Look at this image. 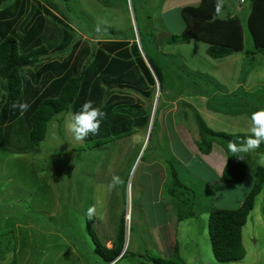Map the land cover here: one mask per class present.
Returning a JSON list of instances; mask_svg holds the SVG:
<instances>
[{
  "label": "rangeland",
  "instance_id": "rangeland-1",
  "mask_svg": "<svg viewBox=\"0 0 264 264\" xmlns=\"http://www.w3.org/2000/svg\"><path fill=\"white\" fill-rule=\"evenodd\" d=\"M56 1L54 0L60 9L58 16L80 34L81 41L89 39L92 42V37L88 35L97 31L99 38L104 40L116 36L128 39L131 30L135 32L134 15L143 24L146 22L145 16L149 15L153 44L158 52L174 58L186 74L206 75L222 95L233 93L241 85L247 93L264 90V57L261 55H256L255 68L240 84L244 61L242 52L214 60L206 54L207 45L195 40L188 45L165 44L172 35H179L183 31L184 23L179 8L175 6L178 0H171L170 4L169 0H132V4L127 0L126 5L123 0H114L117 6L113 3L114 6L110 7L100 5L96 0H68V3ZM225 2L227 8L229 5V10L239 6V0ZM62 5L71 9L68 15L64 14ZM243 8L245 13L240 14V17L243 21L246 49L250 46V37L244 25L246 13L249 12L248 1L245 0L242 4ZM28 19V16L24 17V21ZM137 40L143 53L139 38ZM149 50L153 54L151 47ZM158 87L161 88L160 91L155 84L153 95L144 104L145 108L151 105L152 111L156 109V96H160L157 99L169 107L158 115L160 126L155 128L151 137L148 130L152 125L149 122L147 130H138L128 137L100 147L93 143L85 144L82 140L74 139L69 127L72 118L69 112L65 116L58 115L48 123L45 139L38 147L37 155H14L0 151V264H7V258L10 261L12 256L18 260L19 255V264H104L94 252L95 244L87 225L101 244L108 238H116L120 214L125 219L124 201L125 211L132 218L129 230L125 231L127 252L122 263L131 264L133 259L137 264H146L148 259H172V242L177 240L176 232L184 224L177 221L179 206H183L177 200L181 192L188 194L193 200L195 216L200 211L202 215L197 216L196 227L190 224L178 231L181 250L188 257L185 264H216L209 244L205 215L214 209H238L256 182V168H264V164L259 163V152L248 153L241 159L244 164V180L238 184L219 183L222 162L219 165L216 162H219L222 149L217 153L213 149L216 146L212 144L213 148L208 154L200 152L196 142V127L189 109L191 107L198 112L208 129L227 134L250 135L251 118L239 115L228 116V123L211 121L203 113L205 99L194 101L190 97L192 93L187 90L180 95L176 80L168 74L163 73V82ZM133 97L137 99V96ZM261 105L264 106L263 101ZM219 108L223 109L222 106ZM222 118L223 116L219 117ZM150 119H153L152 114ZM210 154H213V158H210ZM176 158L180 163H176ZM224 158L227 161V156L222 155V161ZM134 162L136 164L131 171ZM149 162H157V167H153L154 164L148 166ZM202 162H212V168L209 163L207 165ZM166 165L169 166L165 168ZM170 165L180 173V178L183 176L180 182L187 188L186 192L180 189L176 198L168 196L167 191L168 184L169 188L171 186ZM163 168L169 174V179L164 183L161 174ZM113 175L119 176L122 183L109 192L105 186ZM159 182L162 183L160 192H163V199H157L155 194H146L147 191L156 190ZM127 185L130 186V191L129 188L127 190ZM262 187L249 215L245 245L250 244L249 241L254 237L251 230L258 219L264 228V186ZM188 195H184L183 199ZM149 204L150 209H147ZM91 206H96V215L89 220L87 209ZM166 223L170 238L161 237L162 253L154 242L150 226H164ZM163 233L166 232L163 230ZM256 238L259 243L263 240L264 245V231L258 233ZM106 246L108 248L109 244ZM25 250L31 256L30 262L27 258L25 262L22 261Z\"/></svg>",
  "mask_w": 264,
  "mask_h": 264
},
{
  "label": "trees",
  "instance_id": "trees-1",
  "mask_svg": "<svg viewBox=\"0 0 264 264\" xmlns=\"http://www.w3.org/2000/svg\"><path fill=\"white\" fill-rule=\"evenodd\" d=\"M62 1L68 3V0ZM96 1L108 7L115 2ZM123 1L126 5L127 0ZM240 1L239 9L232 10L226 9L225 0H200L196 7L180 8L178 11L184 23L183 31L179 35H172L165 44L188 45L195 40L207 45L206 54L214 60L242 52L244 61L239 81L243 83L246 75L255 68L256 55L264 57V0H246L250 3L244 20L250 37V46L246 49L240 17V14L245 13L242 9L245 0L242 3ZM56 2L60 3V0ZM62 6L64 14L68 15L71 9L67 5ZM58 12L60 9L54 0H0V151L5 154L37 155L38 147L45 139L48 123L58 115L65 116L69 112L75 114L87 101L105 112V117L98 133L89 134L82 140L85 144L93 143L100 147L138 130H147L153 111L151 105L145 108L144 104L153 95L155 79L159 86L162 84L163 73L176 80L180 95L187 90L204 98L211 112L233 117L247 115L251 118L252 113L264 109L261 105L264 102V90L247 93L241 85L229 95L219 94L209 77L186 74L174 58L159 53L153 44L149 15L145 14L144 24L137 21L134 15V31L153 75L138 51L133 30L128 39L116 36L104 40L99 38L97 31L88 35L92 37V42L89 39L81 41L80 34L69 27L58 16ZM26 16L29 19L24 21ZM95 37L99 39L94 40ZM21 103L30 105L23 113L19 109ZM168 107L157 99L150 137L155 128L160 126L158 115ZM189 110L196 127V142L200 152L208 154L215 143L227 156L219 183H241L245 178L244 164L227 149L229 142L239 143L249 135L212 131L206 127L196 110L191 107ZM256 151L264 153V143ZM255 171L256 182L238 209H214L207 215L209 244L217 263L240 261L244 257L242 229L253 210L255 198L264 186V168L258 166ZM170 177L171 197L176 198L180 189L187 191L172 165ZM184 195L188 194L181 192L177 198L183 205L179 206L177 221L197 217L193 212V200L189 195L183 199ZM124 208L126 210L125 201ZM125 210L123 213L126 214ZM87 229L95 244L94 252L104 264L116 263L125 257L126 224L121 214L116 240L110 249L97 241L89 225ZM173 243L172 259H148L146 264H184L179 257L176 241ZM9 264H17L15 256Z\"/></svg>",
  "mask_w": 264,
  "mask_h": 264
},
{
  "label": "crops",
  "instance_id": "crops-1",
  "mask_svg": "<svg viewBox=\"0 0 264 264\" xmlns=\"http://www.w3.org/2000/svg\"><path fill=\"white\" fill-rule=\"evenodd\" d=\"M170 2H171V0H169V4H170ZM115 3V2H114ZM199 3H200V0H178L177 1V3L175 4V6L176 7H178L179 9L180 8H182V7H186V6H192V7H196V6H198L199 5ZM100 4V3H99ZM101 5V4H100ZM115 6H117V4H114ZM114 5H111V6H114ZM236 8L237 9H239V6H236ZM226 9L228 10L229 9V5H228V8L226 7ZM249 9H250V3H249ZM190 97H191V99L192 100H194V101H196L195 99H199V98H202V97H199V96H197V95H194V94H190ZM200 100V99H199ZM179 101H181V100H179ZM183 101V100H182ZM202 107H204L205 109H204V111H203V113L204 114H206L205 115V118H208L209 120H211V121H216V122H218V121H222V122H225V123H228V119L227 118H229V117H231V116H229L228 117V115H223V114H220V113H214V112H211V111H209L208 109H207V107H206V100H205V104H203V106ZM196 109V108H195ZM203 109V108H202ZM220 116H223V118L222 119H219V117ZM233 117V116H232ZM248 117V116H247ZM212 130V129H211ZM222 133H224V132H222ZM178 135V134H177ZM178 141L180 142V140L178 139ZM213 145H215L216 147L215 148H213L214 149V151H216L217 153H219L220 152V150H221V148L220 147H218V145L217 144H213ZM197 148V147H196ZM212 150V149H211ZM223 152V150L221 151V153H219V154H222V155H224V157H226L225 156V153L223 154L222 153ZM222 155H220V158H218V160H219V162H216L218 165L221 163L222 164V166H221V169H220V175L219 176H221V174H222V171H223V168H224V166H225V164H226V159L224 158L223 159V161H222ZM34 156V155H33ZM210 156V158H213V154H210L209 155ZM177 162V164L178 163H180V161H179V159L178 158H176L175 159ZM159 163H161V162H159ZM166 163H168V162H166ZM187 163H189V162H187ZM203 164H207L208 165V163H209V166H211V168H212V162H202ZM135 164H136V162H134V164L131 166V171H132V169L134 168V166H135ZM154 164V165H153ZM169 164H170V162H169ZM153 165V167H157L156 165H157V162H149V164H148V166H152ZM162 165V164H161ZM207 165H206V167H207ZM165 166V165H164ZM167 166H169V165H166V167L165 168H167ZM138 168V167H137ZM137 168H136V171H137ZM147 168H151V167H147ZM165 168H163L162 170H161V174H162V178H163V183L164 182H166L168 179H169V174L167 173V169H165ZM209 169H210V167H209ZM130 171V172H131ZM216 173H217V171L216 170H214ZM177 174H178V177H179V179H181L183 176H181V178H180V173H178L177 172ZM220 178V177H219ZM218 181H219V179H218ZM160 183V182H159ZM157 183L158 185L156 186V190H154L153 192H152V190H150V191H147L146 192V194H149L150 196L151 195H153V194H155L156 196V198L157 199H163V197H162V191L160 192V187H161V184L162 183ZM169 183V182H168ZM209 185H211V184H209ZM169 184H168V189H167V191L169 192ZM144 194V193H143ZM178 195V194H177ZM168 196H170V195H168ZM195 199V198H194ZM138 203V202H137ZM150 209V204L147 206V209ZM164 211L165 212H167V210L166 209H164ZM143 212V211H142ZM251 213V212H250ZM167 214V213H166ZM198 215H200V216H202L201 215V211L199 212V213H197V216ZM208 215V213L205 215V216H207ZM250 215V214H249ZM204 217V216H203ZM249 216H248V218H247V222H246V224H245V226L243 227V229H242V233H241V236H242V243H241V245L243 246V249H244V257H243V259L242 260H240V261H235V262H230V263H217L215 260V263L216 264H264V260H263V262H261V260L262 259H264V245H263V243H262V241H261V243H259L258 242V240H257V235H258V233H262L263 231H264V228H263V223L261 222V220L260 219H258V221L255 223V225L254 226H252V230H251V233L253 234V238H252V240H250L249 242H250V244H247V245H245L244 243H245V230L247 229L248 230V228H247V225H248V220H249ZM206 219V218H205ZM196 221H197V217H192V218H189V219H184L183 221H178L179 222V224H181V223H184L183 224V226L181 227V228H178V230H177V232H176V234H177V240H175L176 241V243H177V245H178V253H179V257H180V259L182 260V262L185 264V259H187L188 257H185V255H184V251L183 250H181V244H179V242H180V238H178V236L180 235L179 233H178V231H180L181 229H185V226L186 225H190V224H193L195 227H196ZM163 230L166 232V233H163ZM169 230V228H168V223H166L164 226H156V225H153V226H150V233H151V235L152 236H154V242H155V244H156V246H158L160 249H161V252L162 253H164L163 252V248H162V243H160L161 242V237H163L164 239L167 237L168 239L170 238V231H168ZM168 231V232H167ZM255 232V233H254ZM176 234H175V236H176ZM185 236V234H183V237ZM185 238V237H184ZM208 238H209V236H208ZM179 239V240H178ZM248 239V238H247ZM116 240V238H108V240H106V242H104V243H102L106 248H107V244H109V246H108V248L107 249H110V248H112V246H113V244L115 243L114 241ZM249 240V239H248ZM173 243V242H172ZM259 246H258V245ZM256 246V247H252V246ZM74 249V248H73ZM24 250V249H23ZM171 251H173L174 252V243L172 244V249H171ZM15 252V251H14ZM22 256H23V258L24 259H22V261L24 260V262L26 261V258H27V260L29 261L30 260V258H31V256H30V254L28 253V252H26V250L25 251H23V254H22ZM13 257V256H12ZM164 258H166V256H163ZM173 256H171V258H172ZM212 257H213V255H212ZM10 258V257H9ZM124 258L125 257H123L121 260H119V261H117L116 263H112V264H129V263H127V262H125V263H122L123 261H125L124 260ZM20 259H21V256L19 255V261L16 259V261H17V264H19L18 262H21L20 261ZM136 259V258H135ZM214 259V258H213ZM12 260V258H10V261ZM8 263L7 264H9V259L7 258V260H6ZM128 262L130 261V259H128L127 260ZM30 262V261H29ZM103 262V261H102ZM131 262V261H130ZM25 264V263H24ZM131 264H137V261H135L134 259H133V262H131ZM139 264H141V263H139Z\"/></svg>",
  "mask_w": 264,
  "mask_h": 264
},
{
  "label": "clouds",
  "instance_id": "clouds-1",
  "mask_svg": "<svg viewBox=\"0 0 264 264\" xmlns=\"http://www.w3.org/2000/svg\"><path fill=\"white\" fill-rule=\"evenodd\" d=\"M219 11V5L217 6ZM30 107L27 103L19 104L21 112H25ZM105 112L100 108L94 107L91 101L85 102L81 109L72 115L70 122V130L73 133L74 139L81 141L89 134H97ZM250 135L239 143L229 142L228 151L239 159H244V155L256 152L260 145L264 143V109L258 110L251 115ZM259 163L264 164V153L259 154ZM122 183L119 176L113 175L111 181L105 186L107 191H112L118 184ZM129 185L127 187V190ZM96 215V206H91L87 209V216L92 220Z\"/></svg>",
  "mask_w": 264,
  "mask_h": 264
},
{
  "label": "water",
  "instance_id": "water-1",
  "mask_svg": "<svg viewBox=\"0 0 264 264\" xmlns=\"http://www.w3.org/2000/svg\"><path fill=\"white\" fill-rule=\"evenodd\" d=\"M135 34H134V36H135V43H136V45H137V48H138V51H139V53H140V55L142 56V58L144 59V62H145V64H146V66L148 67V69L151 71V69H150V66H148L149 64H148V62H147V60H146V58L144 57V55H143V53H142V51L140 50V48L138 47V36H137V33H136V31L134 32ZM151 73H152V75H153V72L151 71ZM155 82H156V85H157V90H159L158 88V81L155 79ZM157 97L158 96H156V99H157ZM155 99V102H157V100ZM154 112H155V109H153V112H152V117H153V115H154ZM151 123L149 124V125H151L152 124V120L150 121ZM150 130H151V128L149 127V130H148V132H150ZM127 187H128V185H127Z\"/></svg>",
  "mask_w": 264,
  "mask_h": 264
},
{
  "label": "built area",
  "instance_id": "built-area-1",
  "mask_svg": "<svg viewBox=\"0 0 264 264\" xmlns=\"http://www.w3.org/2000/svg\"><path fill=\"white\" fill-rule=\"evenodd\" d=\"M240 2L242 3L243 1L241 0ZM130 220H131L130 213L129 212H126V214H125L126 230H129ZM125 250H126V246H125V248L123 250V253L125 252Z\"/></svg>",
  "mask_w": 264,
  "mask_h": 264
},
{
  "label": "bare ground",
  "instance_id": "bare-ground-1",
  "mask_svg": "<svg viewBox=\"0 0 264 264\" xmlns=\"http://www.w3.org/2000/svg\"><path fill=\"white\" fill-rule=\"evenodd\" d=\"M158 93H159V92H158ZM150 131H151V130H150ZM147 134H148V133H147ZM129 191H130V186H129ZM129 191H128V194H130ZM129 196H130V195H129Z\"/></svg>",
  "mask_w": 264,
  "mask_h": 264
}]
</instances>
